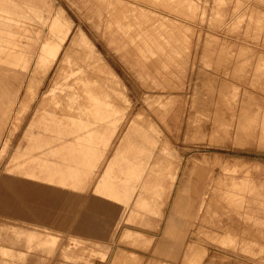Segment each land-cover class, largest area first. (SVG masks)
I'll use <instances>...</instances> for the list:
<instances>
[{"label": "rangeland", "instance_id": "rangeland-1", "mask_svg": "<svg viewBox=\"0 0 264 264\" xmlns=\"http://www.w3.org/2000/svg\"><path fill=\"white\" fill-rule=\"evenodd\" d=\"M48 1L85 37L72 58L92 56L110 74L124 111L116 136L132 120L151 152L121 158L105 200L93 184L63 189L9 172L31 111L64 73L53 66L30 90L28 77L3 132L0 186L11 177L64 191L67 220L61 208L50 224L0 213V264H264V0ZM234 181L243 201L228 195ZM88 208L98 222L79 220Z\"/></svg>", "mask_w": 264, "mask_h": 264}, {"label": "crops", "instance_id": "crops-1", "mask_svg": "<svg viewBox=\"0 0 264 264\" xmlns=\"http://www.w3.org/2000/svg\"><path fill=\"white\" fill-rule=\"evenodd\" d=\"M42 26L47 32L42 33ZM81 42L86 43L84 35L78 31L73 33L71 22L63 12L53 11L48 0H0V148L8 139L10 130L5 138L3 132L26 79L29 77L30 90L34 85H40L41 77L48 76L55 66V76L64 73V79L55 80L51 89L42 92L36 108H32L23 133L26 144L15 148L11 164L17 166L9 172L63 189L84 190L93 184V194L97 199L105 200L100 192L107 182L112 184L114 193L115 183L120 181L122 172L121 158H146L151 147L136 139L132 132L136 123L132 120L122 125L116 136L124 111L115 104L113 81L104 70L105 66L92 56L83 60L72 58L75 46ZM45 45L48 54L42 55ZM66 49L67 54L64 53ZM62 61L72 69L64 72L57 69ZM170 70H167L168 75L176 78L172 70L169 73ZM42 71L44 75H41ZM40 93V88L35 90L33 99ZM21 111L23 108L17 113ZM130 168L124 172L129 173ZM1 182L0 213L50 224L52 214L61 208L58 219H63L65 225L68 197L64 191L11 177H4ZM114 199L113 196L109 201ZM97 206L101 207L100 204ZM115 210L113 207L107 216ZM258 211L264 213L261 208ZM90 214L98 222L89 208L79 220L89 218ZM29 225L39 226L36 223ZM50 237L57 236L51 234ZM239 247L243 251H255L247 244Z\"/></svg>", "mask_w": 264, "mask_h": 264}, {"label": "bare ground", "instance_id": "bare-ground-1", "mask_svg": "<svg viewBox=\"0 0 264 264\" xmlns=\"http://www.w3.org/2000/svg\"><path fill=\"white\" fill-rule=\"evenodd\" d=\"M166 7V6H165ZM170 8V7H169ZM179 30V29H178ZM182 31H184V30H182ZM168 33V32H167ZM165 34V35H168V34ZM172 75V74H171ZM170 75V76H171ZM240 182L239 183H235L234 185L232 184V183H230V184H227V186H228V188L231 190V193L230 192H228V195H229V197L231 198V200L232 201H243V199H242V196L240 195V194H238L239 192H242L243 190H242V186H240ZM223 196V195H222ZM225 197V196H224ZM219 199V198H218ZM227 200V199H226ZM115 262V261H114Z\"/></svg>", "mask_w": 264, "mask_h": 264}]
</instances>
